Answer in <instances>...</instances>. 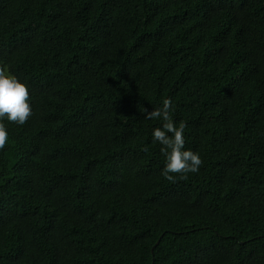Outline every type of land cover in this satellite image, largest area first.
I'll return each instance as SVG.
<instances>
[{
	"label": "trees",
	"instance_id": "obj_1",
	"mask_svg": "<svg viewBox=\"0 0 264 264\" xmlns=\"http://www.w3.org/2000/svg\"><path fill=\"white\" fill-rule=\"evenodd\" d=\"M0 264H264V0H0ZM170 97L198 172L162 175Z\"/></svg>",
	"mask_w": 264,
	"mask_h": 264
},
{
	"label": "clouds",
	"instance_id": "obj_2",
	"mask_svg": "<svg viewBox=\"0 0 264 264\" xmlns=\"http://www.w3.org/2000/svg\"><path fill=\"white\" fill-rule=\"evenodd\" d=\"M173 101L170 97L163 98L160 107L151 111L144 110L145 118L162 120L161 126L152 130V138L161 145L165 155V165L162 175L169 181H175L173 173L184 174L199 171L202 158L199 152L185 149V124H177L170 116ZM32 115L29 99V87L16 74L5 68H0V149L8 140V129L5 120L24 124Z\"/></svg>",
	"mask_w": 264,
	"mask_h": 264
}]
</instances>
